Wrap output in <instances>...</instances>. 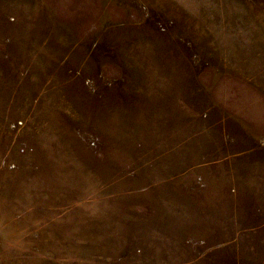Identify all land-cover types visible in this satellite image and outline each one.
I'll list each match as a JSON object with an SVG mask.
<instances>
[{
	"label": "rangeland",
	"instance_id": "obj_1",
	"mask_svg": "<svg viewBox=\"0 0 264 264\" xmlns=\"http://www.w3.org/2000/svg\"><path fill=\"white\" fill-rule=\"evenodd\" d=\"M0 264H264V0H0Z\"/></svg>",
	"mask_w": 264,
	"mask_h": 264
},
{
	"label": "crops",
	"instance_id": "obj_2",
	"mask_svg": "<svg viewBox=\"0 0 264 264\" xmlns=\"http://www.w3.org/2000/svg\"><path fill=\"white\" fill-rule=\"evenodd\" d=\"M235 203H236V201H235ZM233 239H234V238H233ZM201 241H202V240H201ZM229 243H230V242H229ZM231 243H232V242H231ZM218 244H219V245H221L222 243H221V242H219ZM215 245H216V244H215Z\"/></svg>",
	"mask_w": 264,
	"mask_h": 264
}]
</instances>
